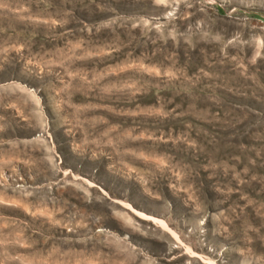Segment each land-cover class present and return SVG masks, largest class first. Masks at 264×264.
<instances>
[{"label": "rangeland", "instance_id": "374dc122", "mask_svg": "<svg viewBox=\"0 0 264 264\" xmlns=\"http://www.w3.org/2000/svg\"><path fill=\"white\" fill-rule=\"evenodd\" d=\"M0 264H264V0H0Z\"/></svg>", "mask_w": 264, "mask_h": 264}]
</instances>
